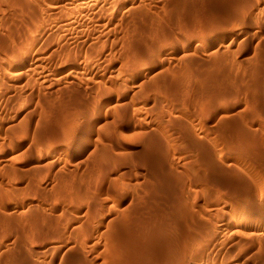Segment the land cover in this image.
<instances>
[{
    "label": "rangeland",
    "instance_id": "374dc122",
    "mask_svg": "<svg viewBox=\"0 0 264 264\" xmlns=\"http://www.w3.org/2000/svg\"><path fill=\"white\" fill-rule=\"evenodd\" d=\"M114 1L0 0V264H264V0Z\"/></svg>",
    "mask_w": 264,
    "mask_h": 264
},
{
    "label": "bare ground",
    "instance_id": "6f19581e",
    "mask_svg": "<svg viewBox=\"0 0 264 264\" xmlns=\"http://www.w3.org/2000/svg\"><path fill=\"white\" fill-rule=\"evenodd\" d=\"M73 3H75L76 5H77V7L78 8H83L84 6L85 7H87V6H89L90 4H94V3H96V2H99L100 0H71ZM102 1V0H101ZM127 1V0H126ZM126 1L125 0H115L114 2V5H111L112 7H111V9L112 10H110V7H109V11H114L115 13L113 14H111V16H110V14H109V19H108V22L107 23H109V25L110 26H115V27H113V28H116V29H118V32L121 30V28H122V23L125 21V15H126V13H127V6H125V5H128L127 3H126ZM129 1V0H128ZM110 2V1H109ZM113 3V2H112ZM96 4H98V3H96ZM95 6H97V5H94V7ZM109 6V5H108ZM108 6H107V8H108ZM129 6H131V7H133L132 6V3L131 4H129ZM90 7H92L91 5H90ZM93 7V8H94ZM131 7H128L129 9L128 10H133ZM102 10H103V8H102ZM104 10H106V9H104ZM108 11V10H107ZM121 12V13H120ZM123 12V13H122ZM126 12V13H125ZM97 13V12H96ZM104 13V12H103ZM124 13H125V15H124ZM33 15V19H34V21L35 20H40V18H38V16H36L35 15V13H33L32 14ZM41 18H43V20L41 21L42 23H44V24H47L48 22H50V19L51 18H45L44 16H42ZM99 20V19H98ZM52 21V20H51ZM54 21V20H53ZM44 26V25H43ZM47 26V25H46ZM35 28V27H34ZM109 30V29H108ZM35 32L38 34V33H40L42 36H44L46 39H50V35L48 34V30L46 31L45 29H41L40 30V28H38V29H36L35 30ZM107 36V35H106ZM44 38V39H45ZM123 40V39H122ZM26 41H28V39L26 40ZM25 41V42H26ZM30 41H32L31 43H30V47H34L35 45H36V41H34L33 39L32 40H30ZM122 42V41H121ZM44 43V42H43ZM131 43V42H130ZM129 43V44H130ZM135 43V42H134ZM47 44H48V42H47ZM47 44H43L44 46H47ZM27 45V44H26ZM92 45V44H91ZM123 45V48H124V45L125 44H122ZM121 45V46H122ZM28 47V46H27ZM88 47H90V46H88ZM127 47V46H126ZM138 48H139V46H137ZM122 48V47H121ZM130 48V47H129ZM81 49V48H80ZM106 49V48H105ZM89 50H91V49H89ZM125 50V49H124ZM130 50H131V48H130ZM129 50V51H130ZM129 51H127V53L129 52ZM140 51V50H139ZM138 51V52H139ZM155 51V50H154ZM14 52V53H13ZM11 51V55H12V58H15L16 60L14 61V63H13V66L12 67H16L17 69H18V67H21L22 66V64H23V60H21L20 59V57H19V53H17V55L15 54L16 52L15 51ZM86 52V51H85ZM84 52V53H85ZM77 53V52H76ZM130 53V55H132L131 54V51L129 52ZM28 54H30V52L28 53ZM67 54V53H66ZM78 54V53H77ZM79 54H81V53H79ZM125 54V53H124ZM11 55H9V56H11ZM83 54H81L80 56H82ZM84 55H86V53L84 54ZM83 55V56H84ZM151 55V54H150ZM76 56H78V55H76ZM76 56H71L70 54H68V55H66L65 57H67V58H70V59H67L68 61L70 60V62H73L75 65L77 64V62H78V58H79V60L80 59H82L83 58V56H82V58L81 57H76ZM88 56V55H87ZM86 56V58L88 59V57ZM90 56V55H89ZM127 56H128V54H127ZM84 58H85V56H84ZM83 58V59H84ZM86 58H85V60H86ZM90 58V57H89ZM93 58V57H92ZM129 58V57H128ZM146 58V57H145ZM131 59V58H130ZM147 59V58H146ZM14 60V59H13ZM91 60V59H90ZM89 60V61H90ZM81 61V60H80ZM125 61H126V59H125ZM124 61V62H125ZM133 61V60H132ZM69 62V63H70ZM81 62H84V60H82ZM67 64H68V62H66ZM80 63V62H79ZM87 63H89L88 62V60H87ZM87 63L85 62V64L87 65ZM91 63V62H90ZM127 63H129V62H126V63H124V67H125V65L127 64ZM134 63V62H133ZM137 67H139V68H137L134 72H129V64L127 65V67H126V69H125V71L123 70V68L121 67V71L123 70V73H124V76H128V75H131V77L132 78H137L138 79V77H140V76H142V75H140V71L138 72L137 70L139 69V70H141V69H144V70H154L155 69V64H154V62L152 61V60H150V58L149 59H147V61H144L143 60V58H138L137 59ZM71 64V63H70ZM119 64H120V62H119ZM73 65V64H72ZM83 65V64H82ZM89 65V64H88ZM79 66V65H78ZM90 66V65H89ZM136 66V65H135ZM73 67V66H72ZM77 67V66H76ZM142 67V68H141ZM11 68V67H10ZM132 68V67H131ZM133 68H135V67H133ZM13 69V68H12ZM17 69H15V70H17ZM70 69H71V66H70ZM69 69V70H70ZM78 69V68H77ZM143 70V71H144ZM72 71H73V69H72ZM133 71V70H132ZM142 71V72H143ZM147 71V72H148ZM78 73V72H77ZM149 73V72H148ZM146 75H147V73H145ZM11 75V74H10ZM72 75V74H71ZM144 75V74H143ZM93 77V76H92ZM102 77V76H101ZM144 77H146V76H144ZM151 78V77H150ZM106 80V79H105ZM94 81V80H93ZM97 81V80H96ZM62 82V81H61ZM98 82V81H97ZM100 82V81H99ZM99 84V83H98ZM103 85L105 86V84L103 83ZM103 85H101L102 87H104ZM99 86V85H98ZM144 86V85H143ZM109 87H110V85H109ZM101 88V87H100ZM103 88H101V90H102ZM60 90V89H59ZM103 92L100 94V96L96 99V103H95V105L94 106H91L93 109H94V111H96L97 109H101V108H103V107H105V106H107V105H109L110 103H112V101H113V96H112V94L111 93H109V91L107 90V92L105 91V89H103L102 90ZM48 92V91H47ZM46 92V93H47ZM57 94V93H56ZM62 94V93H61ZM39 98V97H38ZM76 106V105H75ZM78 107V106H77ZM79 109H83V108H80V107H78ZM86 109V108H85ZM84 109V112H86L85 113V115L84 116H80V117H84L82 120H83V122H82V127L83 128H81L80 126H78V127H76V128H69L68 130L66 129L65 131H64V134H63V138H64V140H66L67 142V148H68V150H72V149H74L75 147V145H76V143H77V138H80V139H89V138H91L92 136H93V130L90 128V124H91V121H92V116H91V109L89 108H87V110H85ZM78 112V111H77ZM82 114V113H81ZM77 115V114H76ZM66 127V126H65ZM187 138V137H186ZM189 138V137H188ZM187 138V142H186V144L188 143V144H190V145H194V143L190 140L191 138H189L188 139ZM186 140V139H185ZM184 140V141H185ZM196 141V140H195ZM196 145H197V143H196ZM195 145V146H196ZM189 146V145H188ZM191 146V147H192ZM198 146V149L200 148V150L202 149L203 150V146H201V144H200V146H199V144L197 145ZM190 147V146H189ZM252 147V146H251ZM255 149V148H254ZM36 193V192H35ZM72 195V194H71ZM83 198V197H82ZM81 198V199H82ZM42 199V198H41ZM80 200V199H79ZM81 201V200H80ZM82 202V201H81ZM97 206V205H96ZM263 207V206H262ZM82 208V207H81ZM34 214V213H33ZM30 215V214H29ZM240 216V215H239ZM32 217H34V216H32ZM41 217V216H40ZM190 217H192V216H190ZM237 217V216H236ZM229 218V217H228ZM244 217L242 216V218L240 217V219H238L237 221H239V223L238 222H235L237 225H239L240 226V222L242 221V219H243ZM42 219H43V216H42ZM47 219V218H46ZM101 219V218H100ZM192 220V219H191ZM244 220V219H243ZM193 223H195V222H193ZM192 223V224H193ZM234 223V224H235ZM242 223V222H241ZM244 223V222H243ZM196 225V224H195ZM198 226V225H197ZM236 226V225H235ZM205 227V226H204ZM240 229V228H239ZM85 231L87 230L86 228L84 229ZM83 230V231H84ZM110 230V229H109ZM208 231V230H207ZM54 233H55V230L53 231ZM71 232V231H70ZM41 233H42V231H41ZM81 233V232H80ZM110 233V232H109ZM208 233V232H207ZM35 234V233H34ZM57 234H58V231H57ZM63 234V233H62ZM83 233H81L80 235H76L77 236V239H78V236H80L81 237V235H82ZM106 234H108V232L106 233ZM110 234L112 235V236H110ZM110 234H108V236H109V238H108V240H109V243H110V245L108 246L109 247V251L107 250V252H108V255H106V256H108V258H109V262H108V264H116L115 262H116V259H117V256H118V252L114 249L113 250V248L114 247H112V244H111V238L110 237H113L112 239H114L115 241H116V239H117V237H116V239L114 238V236H113V234H115V233H110ZM32 235V234H31ZM35 235H38V234H35ZM50 235V234H49ZM52 236H53V234H51ZM61 235V234H60ZM60 235H58L57 237H59ZM86 235V234H85ZM40 236V235H39ZM48 236V235H47ZM46 236V237H47ZM55 236V235H54ZM75 236V235H74ZM83 236V235H82ZM31 237H33V235L31 236ZM36 237V236H35ZM35 237H34V239H35ZM38 237V236H37ZM36 237V238H37ZM40 237H42V236H40ZM63 237V236H62ZM71 237V236H70ZM86 237V236H85ZM32 239V238H31ZM39 239H41V238H39ZM38 239V240H39ZM56 239V238H55ZM46 240V239H45ZM49 240V239H48ZM203 240V239H202ZM33 241V240H32ZM53 241V240H52ZM67 241V240H66ZM78 241V240H77ZM114 241V242H115ZM201 241V240H200ZM199 241V242H200ZM205 241V240H204ZM204 241H202L201 243H203ZM85 242V241H84ZM206 242V241H205ZM42 243V242H41ZM40 243V244H41ZM50 243V242H49ZM51 245V244H50ZM107 245H108V243H107ZM205 245V244H204ZM206 245H208V244H206ZM204 246L201 244V245H198L197 246V244H196V246L194 245V247H192L191 249H192V252H191V260L190 261H193L192 260V258L194 259V261L192 262L193 264H202L203 262H206L205 261V255H206V253H205V250L206 249H204L203 248ZM105 248V247H104ZM118 247H116V249H117ZM206 248V247H205ZM50 249V248H49ZM70 249H72V248H70ZM81 249V248H80ZM105 250V249H104ZM105 250V251H106ZM119 250V249H118ZM78 252V251H77ZM76 252V253H77ZM106 253V252H105ZM123 253V252H122ZM79 254V253H78ZM119 254H121L120 252H119ZM33 255V254H32ZM76 255V254H75ZM25 256V255H24ZM72 256V255H71ZM105 256V257H106ZM74 257H76V256H74ZM104 257V256H103ZM119 257V256H118ZM188 257H190V256H188ZM78 258H79V255H78ZM104 259V258H103ZM106 259H107V257H106ZM188 259V258H187ZM25 260V259H24ZM29 260H31V259H29ZM55 261V260H54ZM183 261V260H182ZM188 261H189V259H188ZM30 262V261H29ZM29 262L27 261V264H29ZM104 262V261H103ZM102 262V263H103ZM52 263V262H51ZM179 263V262H178ZM177 263V264H178ZM182 262H180V264H181ZM183 263H184V261H183ZM31 264V263H30ZM104 264V263H103ZM204 264H206V263H204Z\"/></svg>",
    "mask_w": 264,
    "mask_h": 264
}]
</instances>
